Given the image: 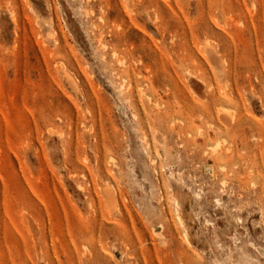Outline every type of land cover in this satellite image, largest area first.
<instances>
[{"label":"rangeland","instance_id":"374dc122","mask_svg":"<svg viewBox=\"0 0 264 264\" xmlns=\"http://www.w3.org/2000/svg\"><path fill=\"white\" fill-rule=\"evenodd\" d=\"M0 264H264V0H0Z\"/></svg>","mask_w":264,"mask_h":264},{"label":"bare ground","instance_id":"6f19581e","mask_svg":"<svg viewBox=\"0 0 264 264\" xmlns=\"http://www.w3.org/2000/svg\"><path fill=\"white\" fill-rule=\"evenodd\" d=\"M218 146V143L214 146V147H217ZM209 169H211V166H208Z\"/></svg>","mask_w":264,"mask_h":264}]
</instances>
